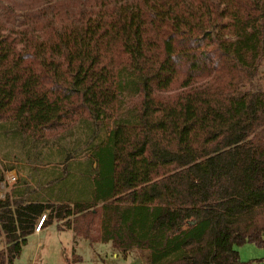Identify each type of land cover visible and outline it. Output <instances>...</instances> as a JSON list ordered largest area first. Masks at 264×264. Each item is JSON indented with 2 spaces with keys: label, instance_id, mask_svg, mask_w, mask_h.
Instances as JSON below:
<instances>
[{
  "label": "trees",
  "instance_id": "16d2710c",
  "mask_svg": "<svg viewBox=\"0 0 264 264\" xmlns=\"http://www.w3.org/2000/svg\"><path fill=\"white\" fill-rule=\"evenodd\" d=\"M263 67L264 0H0V140L57 192L0 199V264L44 212L144 264L264 248Z\"/></svg>",
  "mask_w": 264,
  "mask_h": 264
},
{
  "label": "rangeland",
  "instance_id": "374dc122",
  "mask_svg": "<svg viewBox=\"0 0 264 264\" xmlns=\"http://www.w3.org/2000/svg\"><path fill=\"white\" fill-rule=\"evenodd\" d=\"M262 72L261 88L264 90V67ZM2 153L3 145L0 144L1 163ZM14 156L15 152L12 149V157ZM20 161L11 158L5 163L23 169L24 173L27 164H29V168L36 170H40L42 166L37 164L34 158ZM49 169L45 168V170ZM62 227H64L62 224L58 226V223L52 222L44 227L39 236L29 235L12 264H144L143 258L135 250L130 251L127 258H123L119 252L113 250L109 243L89 244L87 240L77 237L72 229L66 230ZM0 247H2L1 244ZM235 250L239 254L240 264H264V248L245 244L235 247ZM114 254L117 257H114Z\"/></svg>",
  "mask_w": 264,
  "mask_h": 264
},
{
  "label": "crops",
  "instance_id": "0c3cea01",
  "mask_svg": "<svg viewBox=\"0 0 264 264\" xmlns=\"http://www.w3.org/2000/svg\"><path fill=\"white\" fill-rule=\"evenodd\" d=\"M0 144L3 145L2 163L0 162V170H2L3 177V180L0 182V199H9L11 202L22 201L23 204L28 202L54 203L57 192L53 190L47 192L44 191L46 182H51L54 178L53 172L51 170L45 171V168L48 169L49 167H52V165L45 168H40V170H36L31 169V167L29 168V164H27L25 165L26 170H24V173L23 169L21 170L20 168H15L5 163V161H8L12 158L11 146L8 142L2 139L0 140ZM48 215L49 212L42 213L41 216L34 222L35 228L37 227L41 217L46 216V219L44 220L45 222ZM44 222L38 232L35 231L34 228L32 235L39 236L42 233L45 227ZM53 222L58 223V226L61 224L63 225V223L60 221ZM62 228L70 230L65 226ZM127 256L123 258H127ZM114 257H117V255L114 254Z\"/></svg>",
  "mask_w": 264,
  "mask_h": 264
},
{
  "label": "built area",
  "instance_id": "2783aa9c",
  "mask_svg": "<svg viewBox=\"0 0 264 264\" xmlns=\"http://www.w3.org/2000/svg\"><path fill=\"white\" fill-rule=\"evenodd\" d=\"M12 180H14V179H12ZM45 219H46V216H42V217H41V219H40V221H39L37 227L35 228V231L38 232V231L40 230V228H41V226H42V224H43V222H44Z\"/></svg>",
  "mask_w": 264,
  "mask_h": 264
}]
</instances>
